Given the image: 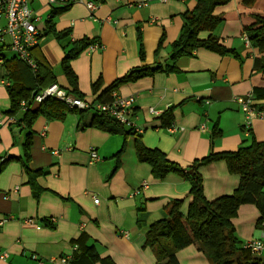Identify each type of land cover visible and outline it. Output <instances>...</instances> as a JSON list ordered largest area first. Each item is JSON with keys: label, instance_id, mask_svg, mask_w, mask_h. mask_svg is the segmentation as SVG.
<instances>
[{"label": "crops", "instance_id": "obj_1", "mask_svg": "<svg viewBox=\"0 0 264 264\" xmlns=\"http://www.w3.org/2000/svg\"><path fill=\"white\" fill-rule=\"evenodd\" d=\"M87 1L74 3L54 19L56 32L68 34L64 38H58L47 25L53 8L60 6L34 0L31 8L39 17L36 26L42 34L35 58L67 91L72 86L61 67L65 54L83 38L100 45L71 62L78 90L88 102L96 101L93 84L100 78L106 87L136 67H166L171 45L184 24L183 14L197 4V0H151L146 4L143 0H103L91 11ZM215 14L226 18L215 35L236 55L200 49L193 57L179 58L175 71H157L116 90L123 96H135L133 122L143 128L142 133L129 127L122 134L86 127L97 113L94 110L65 112L62 119L40 116L31 127L0 126V158H13L0 174V256L6 255L0 264H35L32 255L53 264L55 258L71 256V242L82 233L101 257H109L115 264L167 261L164 248L173 250V242L161 239L148 246V227L167 218L170 206L177 207L183 219L187 216L193 195L191 166L212 149L227 152L239 147L247 136V118L234 98L264 87V72L255 70L260 52L244 35L254 14L264 16V0L251 7L244 0H231L217 7ZM139 35L144 61L140 59ZM162 38L164 45L157 55ZM10 53L4 48L0 65L1 112L11 106L8 88L19 89L24 78L32 76L28 64ZM253 104L264 112V99H254ZM150 108L159 113L151 114ZM171 108L170 125L166 126L163 115ZM215 126L221 135L213 140ZM250 130L257 141H264V116H255ZM138 141L166 154L177 167L163 179L155 178L151 166L137 157ZM92 149L99 160L91 159ZM55 150L58 155L52 154ZM26 168L37 173L38 197ZM198 171L209 200L231 195L239 185V176L230 173L224 161ZM144 182L147 188L142 187ZM51 218L57 222L45 225L44 220ZM260 218L254 205L239 209L233 222L243 245L261 237ZM3 219L7 220L1 224ZM175 254L180 264H211L195 243Z\"/></svg>", "mask_w": 264, "mask_h": 264}, {"label": "trees", "instance_id": "obj_2", "mask_svg": "<svg viewBox=\"0 0 264 264\" xmlns=\"http://www.w3.org/2000/svg\"><path fill=\"white\" fill-rule=\"evenodd\" d=\"M91 1L96 5L103 2V0ZM258 1L244 0V4L251 7ZM230 2L231 0H197L195 8L183 14L184 24L182 30L178 39L171 45L170 63L166 64L164 68L162 64L136 67L106 87H103L102 79H98L93 84L96 101L108 102L112 99V92L120 86L136 82L141 78L153 75L157 71H175L177 69L175 63L179 58L193 57L200 49H206L222 56L236 55L237 52L225 46L214 33L226 20L224 16L215 14L216 8ZM71 5L73 4L57 5L60 7H54L48 16V29L56 33L58 38H64L68 34L56 32L54 19ZM203 33H208V36L202 37ZM244 35L250 44L260 52V55L255 58V70L264 72V16L254 14L253 21L244 28ZM41 37L40 32V39ZM139 41L140 59L144 61L145 53L140 35ZM94 44H98L97 41L90 38L75 41L61 62L62 70L72 86V90L68 92L80 99L83 98L78 90V78L72 69L71 62ZM163 45L164 39L162 38L156 50L157 55ZM36 48L32 51L34 58ZM37 63V72H34L27 65V71L30 70L32 76L28 80L24 78L25 83L19 89L13 85L8 88L11 106L9 111L4 113L16 117L18 119L17 126L20 127L25 124L26 127H31L40 116L48 119H62L65 112L86 111L70 110L62 101L47 99L39 105H30L26 112H22V101L30 100L40 89L56 83L52 73L50 71L45 73L42 64L38 61ZM48 75L51 77L47 78ZM48 79V83H45ZM252 93L254 99H264V87H254ZM171 112L172 108L163 115V123L166 126L170 125L169 115ZM86 127H95L112 134L125 132L123 125L100 113H95ZM244 130L247 136L236 150L215 152L212 149L207 156L196 160L194 165L191 166L193 173L189 175V179L192 182L193 195L188 206L187 216L183 219L178 208L170 206L167 218L161 219L148 227L146 231V244L148 246L157 244L161 239H168L174 245L173 250L164 248L167 261L157 264H180L176 258V251L193 243L197 244L199 250L209 257L211 264H259V260L237 237L233 222L241 206L246 204L257 207L261 215L260 220L264 217V141H257L252 136L250 129L244 128ZM132 132L134 131L132 130ZM220 135L221 131L215 126L212 133L213 140ZM136 149L139 161L148 163L152 168L154 177L157 179H163L177 167L174 162L168 159L166 154L157 149L147 148L141 141L137 142ZM12 159L11 156L7 155L0 158V174ZM219 161H224L228 171L239 176V185L233 194L209 200L204 194L203 178L198 169ZM26 171L29 174L33 191L38 197L41 189L35 181L37 173L32 172L29 168H26ZM44 223L48 226L54 225L50 223L49 219H45ZM71 243L74 247V251L70 256L71 264H115L109 257L99 255L95 247L89 244V237L85 233L72 240Z\"/></svg>", "mask_w": 264, "mask_h": 264}, {"label": "built area", "instance_id": "obj_3", "mask_svg": "<svg viewBox=\"0 0 264 264\" xmlns=\"http://www.w3.org/2000/svg\"><path fill=\"white\" fill-rule=\"evenodd\" d=\"M33 1L34 0H0V65L4 62L3 50L4 48H8L16 57L25 61L34 72L38 71V63L32 51L39 45L40 31L36 26L39 17L34 15L31 8ZM78 1L83 0H49V3L51 5H69ZM148 1L151 0H143V4H146ZM86 6L91 11L95 10L97 7L91 0L86 2ZM99 46V44H94L89 48L94 49ZM47 99L62 101L70 110H94L97 113L108 116L124 127L131 128L136 134L143 132V128L137 126L133 122V113L136 104L135 96H123L117 91H113L112 99L108 102H88L75 97L59 84L55 83L40 89L30 100L22 101L21 111L26 112L30 105H39ZM234 100L240 105L242 112L246 115L247 129H250V122L255 116H264V112L258 110L253 104V94H248L245 97L236 96ZM149 112L151 114L159 113L154 108H150ZM17 123L18 119L16 117L0 111V126L16 125ZM52 154L58 155L59 153L55 150ZM90 155L93 161L99 160V156L94 149L91 150ZM142 187L147 188V183L144 182ZM138 192L139 191H137V193ZM94 200L96 204L99 203L97 197H95ZM6 220L7 219H3L1 224ZM49 221L55 224L57 218H51ZM258 225L261 230V237L249 240L244 246L259 260V264H264V217L259 221ZM5 256L6 255H2L0 258L2 259ZM31 258L35 264H45V261L36 255H32ZM70 260V256H61L53 259L52 263L71 264Z\"/></svg>", "mask_w": 264, "mask_h": 264}, {"label": "water", "instance_id": "obj_4", "mask_svg": "<svg viewBox=\"0 0 264 264\" xmlns=\"http://www.w3.org/2000/svg\"><path fill=\"white\" fill-rule=\"evenodd\" d=\"M193 173V171L191 170V171H189V174H192Z\"/></svg>", "mask_w": 264, "mask_h": 264}, {"label": "rangeland", "instance_id": "obj_5", "mask_svg": "<svg viewBox=\"0 0 264 264\" xmlns=\"http://www.w3.org/2000/svg\"><path fill=\"white\" fill-rule=\"evenodd\" d=\"M9 55H12V53H10ZM1 70V69H0Z\"/></svg>", "mask_w": 264, "mask_h": 264}]
</instances>
